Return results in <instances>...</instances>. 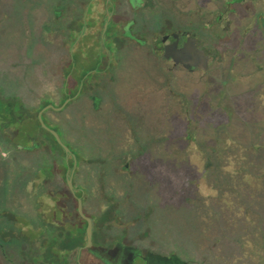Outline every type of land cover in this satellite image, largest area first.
I'll list each match as a JSON object with an SVG mask.
<instances>
[{"label": "rangeland", "instance_id": "rangeland-1", "mask_svg": "<svg viewBox=\"0 0 264 264\" xmlns=\"http://www.w3.org/2000/svg\"><path fill=\"white\" fill-rule=\"evenodd\" d=\"M80 2L0 0V264H98L85 248L81 197L96 246L119 240L183 264H264V87L260 106L254 94L264 73L254 78L251 56L230 47L212 81L189 85L181 72L180 105L170 93L128 107L119 80L80 97L106 59L105 47L76 42ZM263 4L246 38L261 63ZM55 9L69 15L50 32ZM89 96L102 98L101 111ZM47 107L43 121L69 154L38 119Z\"/></svg>", "mask_w": 264, "mask_h": 264}, {"label": "flooded vegetation", "instance_id": "flooded-vegetation-1", "mask_svg": "<svg viewBox=\"0 0 264 264\" xmlns=\"http://www.w3.org/2000/svg\"><path fill=\"white\" fill-rule=\"evenodd\" d=\"M202 1L125 0L126 8L120 9L117 0H81L80 33L76 42L80 41V47L85 44L87 50L90 47H105L106 59L99 62L101 69L88 72L94 74L91 79L94 82L88 87L86 84L83 86V78L80 79V87L83 86L80 97L85 96L92 86L94 90H102L98 86L101 80H107V84L119 80L123 82L121 89L129 93L125 98L128 107L132 103L144 104L154 97L155 100L167 101L170 93L174 98L172 100L180 105L183 99L176 97L173 87L180 84L181 72L192 78L188 81L189 85L194 80L197 84L202 80L212 81V74L222 69L227 61L230 47L251 56L255 67L252 75L260 80L257 76L261 77L264 73V63L257 57L262 50L257 45L252 51L248 50L246 38L251 31L256 37L255 25L259 22L256 10L261 0ZM262 9L264 11V4ZM63 15L68 16L69 13L62 9L53 10L52 20L47 24L50 32ZM198 29L211 35V46L204 45ZM234 37H237V43L231 45ZM194 45L208 56L207 70L199 65L188 69L176 61L178 58L188 59L191 63L196 61L192 52ZM182 51L185 53H180ZM122 52L127 54L124 61L118 55ZM263 87L264 81L260 84L256 82L254 94L259 106ZM88 99L95 111L102 110L101 97L89 96ZM173 111H178L176 106ZM102 247L111 249V252L102 256L88 251L98 264H183L175 256L150 254L119 240Z\"/></svg>", "mask_w": 264, "mask_h": 264}, {"label": "water", "instance_id": "water-1", "mask_svg": "<svg viewBox=\"0 0 264 264\" xmlns=\"http://www.w3.org/2000/svg\"><path fill=\"white\" fill-rule=\"evenodd\" d=\"M192 52L194 53L195 57H196V61H193L192 63L190 61L187 60H183L181 58H178L176 61H178L179 63L183 64L184 67L190 69L192 67H196L199 65V67L203 70H207L208 68V56L204 53L203 50L197 48L195 45L193 46V50ZM180 53H185L184 51L180 52ZM176 57V56H175ZM70 100L67 102L69 103ZM51 107H47L46 109H44V111H42L39 116L38 119L42 125V127L48 131L56 140V142L58 143V145L63 148L68 154L70 153L69 148L62 142L59 134L56 131H53L51 129H49L44 121H43V114L46 110H48ZM57 109V110H61ZM70 174L67 176V183L69 185V187L71 188V190L73 191V177L75 174V170H76V162L73 165L72 169H70ZM77 203H78V213L79 215L86 221L87 223V227H86V250L90 251L93 254H97V255H102L105 256L107 254H109L111 252V249H108L106 247H102V246H96L94 245L93 242V235H94V222L91 218L87 217L84 213V206H83V198H77Z\"/></svg>", "mask_w": 264, "mask_h": 264}, {"label": "trees", "instance_id": "trees-1", "mask_svg": "<svg viewBox=\"0 0 264 264\" xmlns=\"http://www.w3.org/2000/svg\"><path fill=\"white\" fill-rule=\"evenodd\" d=\"M51 136H52V135H51ZM52 138L54 139L55 143L58 145V143L56 142L55 138H54L53 136H52ZM58 146H59V145H58ZM59 147H60V146H59ZM213 163H214V160H213ZM72 167H73V163H70V164H69V167H68V170H69V169H72ZM66 171H67V170H66ZM44 196H45V194H44ZM242 208H243V210H244L245 213H248V211H250L249 214L252 213V212L255 213V210H253V208L251 207V205H249V206H245V205H244ZM251 211H252V212H251ZM85 226L87 227V223H86V222H85Z\"/></svg>", "mask_w": 264, "mask_h": 264}]
</instances>
